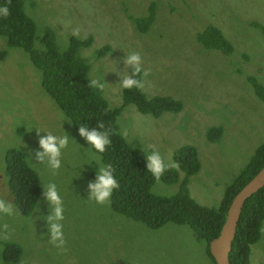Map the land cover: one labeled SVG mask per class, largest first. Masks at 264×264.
Instances as JSON below:
<instances>
[{"label":"rangeland","instance_id":"374dc122","mask_svg":"<svg viewBox=\"0 0 264 264\" xmlns=\"http://www.w3.org/2000/svg\"><path fill=\"white\" fill-rule=\"evenodd\" d=\"M25 13L34 21V46L51 28L54 44L63 51L70 37L92 36V43L78 55L88 65L89 79L96 80L110 107L122 104L119 76L123 58L137 52L142 68L140 90L151 97L179 99L178 112L158 117L139 112L133 104L121 107L116 131L144 154L160 153L165 164L183 145L195 147L198 171L189 175L185 187L198 204L216 207L224 190L249 163L255 149L264 143V102L247 77L264 86V35L251 22L264 26V0H22ZM153 4V20L145 32L134 18L145 17ZM207 25L220 29L232 45L225 54L198 42L197 32ZM76 31V35H73ZM41 38V37H40ZM103 45L109 50L97 57ZM0 61V199H11L5 169L6 154L18 150L37 174V195L28 214H0V251L16 244L20 255L3 264H214L187 224L166 222L159 227L114 212L110 201L96 204L87 198L86 185L94 179L97 165L87 164L98 153L88 147L68 118L41 88L39 71L19 47H7ZM117 70V71H116ZM210 127L220 134L208 139ZM38 132L68 135L61 167L52 170L31 160L37 149ZM127 130V136L122 135ZM43 135V133H40ZM87 147V148H86ZM28 153V156H27ZM27 156V157H26ZM82 165V166H81ZM81 166V169H80ZM184 173L175 183L155 180L149 190L172 196L179 190ZM56 185L63 207V249L46 234L53 205L42 192ZM15 205V204H14ZM37 205V207H36ZM16 207V205H15ZM17 208V207H16ZM251 264H264V219L258 240L250 246Z\"/></svg>","mask_w":264,"mask_h":264},{"label":"trees","instance_id":"16d2710c","mask_svg":"<svg viewBox=\"0 0 264 264\" xmlns=\"http://www.w3.org/2000/svg\"><path fill=\"white\" fill-rule=\"evenodd\" d=\"M0 5L9 8V15L0 18V37L5 38L7 47H19L28 56L30 63L39 71L40 85L46 94L56 103L58 108L77 129L80 123L95 127L103 125L104 131L110 132L111 143L104 153L99 154L103 165L110 164L119 187L114 189L109 203L114 212L140 221L149 227H159L166 222L187 224L195 237L205 245L209 253L208 243L216 237L224 221L227 206L233 195L260 169L264 164V143L254 151L249 163L225 188L222 199L216 207L198 204L190 197L185 187L187 178L198 171L199 162L195 147L183 145L173 153L177 167L167 168L159 180L175 183L178 173H184L179 190L172 196H158L149 188L155 181L144 167L145 160L137 149L130 146L116 131L115 120L122 106L133 104L141 113H149L158 117L163 112H178L182 108L179 99L167 95L146 97L140 89H122V104L110 107L101 94L100 88L90 86L88 65L78 55L81 47L92 43L89 34L83 39L70 37L68 45L59 51L55 44L51 28L46 27L39 37L41 49L34 46L36 26L25 13L22 0H0ZM137 28L145 32L153 20V4L148 8L145 17L133 19ZM264 35V26L251 22ZM196 38L206 48L218 49L225 54L232 52V45L223 36L220 29L207 25L197 32ZM109 50L103 45L96 50L97 57ZM6 51L0 49V61ZM255 95L264 102V86L252 76L247 77ZM220 134V128L210 127L208 139ZM5 169L8 176V191L21 214H28L32 209L37 195V174L28 166L24 156L18 150H10L6 154ZM264 219V184L241 206L235 234L228 252L230 264H251L249 261L250 246L259 238V228ZM5 260H15L20 255L16 244H7L0 251Z\"/></svg>","mask_w":264,"mask_h":264},{"label":"clouds","instance_id":"9594fccd","mask_svg":"<svg viewBox=\"0 0 264 264\" xmlns=\"http://www.w3.org/2000/svg\"><path fill=\"white\" fill-rule=\"evenodd\" d=\"M8 15L9 8L6 5H0V18L7 17ZM72 34L76 35L77 33L73 31ZM122 64L123 67L118 72L124 69L128 74L119 76L120 87L122 89L142 88L144 86L142 77L147 76L148 72L142 68L140 54L137 52L130 53L126 58H123ZM90 86L102 87L96 80H92ZM102 129L103 125L101 123H96L95 127H89L85 123H80L77 127V133L84 139L88 147L91 146L94 153L102 154L105 152L106 146L111 143L110 132ZM36 133L38 135L37 149H30L28 151V153H31V160L37 164H46L52 170L59 169L61 167L62 150L67 147L69 136L67 134L58 136L50 132H38L37 130ZM40 133H43V135H40ZM122 135L127 136L126 129L122 131ZM144 156L146 171L157 181L167 168L177 167L175 162L165 164L160 153L157 151H150L148 154H144ZM93 164L97 165V171L94 172V179L86 185L88 190L87 198L96 204H105L109 202L113 190L117 189L119 185L110 164L101 165L98 163V159L93 157L88 160L87 164L82 165ZM42 195L47 204L51 203L53 205L52 214L48 215L47 221H44V224H47L46 234L55 247L63 249L65 239L63 225L60 223L63 220V207L60 196L56 191V185L49 184L47 190L42 192ZM16 211L18 209L15 207L12 199H0V214L13 215ZM0 264H3V262L0 261Z\"/></svg>","mask_w":264,"mask_h":264},{"label":"water","instance_id":"95a60500","mask_svg":"<svg viewBox=\"0 0 264 264\" xmlns=\"http://www.w3.org/2000/svg\"><path fill=\"white\" fill-rule=\"evenodd\" d=\"M263 184L264 164L231 198L217 236L208 243L209 253L215 264H230L228 252L231 248L242 203Z\"/></svg>","mask_w":264,"mask_h":264}]
</instances>
